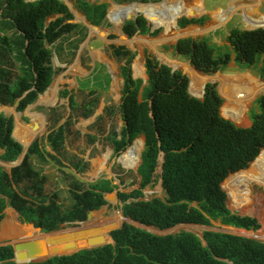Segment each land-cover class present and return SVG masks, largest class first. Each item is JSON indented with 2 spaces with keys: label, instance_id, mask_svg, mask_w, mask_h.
Instances as JSON below:
<instances>
[{
  "label": "trees",
  "instance_id": "16d2710c",
  "mask_svg": "<svg viewBox=\"0 0 264 264\" xmlns=\"http://www.w3.org/2000/svg\"><path fill=\"white\" fill-rule=\"evenodd\" d=\"M6 1L16 4L18 10L10 5L2 6L0 30L5 31V35L0 37V42L8 44L6 51L13 52L14 61L20 65L13 79H1L0 104L13 103L26 92L17 107L23 110L51 82V44L65 32L84 26L65 23L67 17H72L62 0ZM78 3L92 25L98 26L104 21L105 4H90L84 0ZM60 13L64 16L55 18L45 27L47 17ZM147 18L152 25L162 26L161 22ZM204 19L182 17L178 25L202 23ZM10 28L18 29L20 33L10 35ZM123 31L128 37L136 33L156 36L160 28L150 31L145 18L137 16L124 22ZM84 36L81 33L79 39ZM226 38L229 44L218 46L207 36H188L179 38L171 48L189 60L201 76L210 77L206 74L224 70L231 60L241 68L257 67L260 63L257 68L264 71V28L234 27ZM111 48L114 57L124 60L120 73L124 83L119 107L123 125L119 133L111 132L110 141L115 152L121 153L135 138H144L137 168L138 187L130 192H118L123 216L160 230L180 223L212 226L214 222L259 230L262 222L255 216L231 210L227 195L237 210L259 208L251 201L252 185L247 187L250 183L243 185L236 177L249 168L246 167L251 161L253 168L262 157L264 94L253 102L249 113L251 125L240 127L225 114L224 102L221 112L226 118L220 114L222 98L215 84H205L202 98L192 96L188 92V77L182 71L159 63L147 53L144 63L147 81L144 84L141 78L132 76L135 52L125 46L112 45ZM7 73L8 70H0V78ZM64 129L60 126L46 136L50 150L39 147L42 140L37 139L29 146L27 155L40 154L41 161L47 159L42 154H47L51 161L65 167L60 158L65 148ZM12 130L13 117L0 113V147L5 149L0 159L3 161L15 160L23 150L12 137ZM161 152L163 162L159 177L165 196L145 199L143 190L155 181L154 172L160 168ZM82 162L71 164L77 171H82ZM259 177L264 184V177ZM227 178L234 185L247 187V191L242 193L233 186L222 184ZM44 180L28 158L13 167L11 174L0 166V224L4 210L12 207L19 214L15 220L17 225L33 224L37 235L59 231L63 224L72 226L73 222L85 221L88 211L98 210L106 204L105 193L116 188L111 179L99 178L86 187L80 179H73L69 190L71 205L63 208L57 192L45 193ZM260 210L264 221V210ZM253 231L250 233L264 239L262 228L259 232ZM201 234L203 238L193 231L180 229L158 235L123 222L120 228L110 232L113 243L21 264H264V242L261 240L210 230H202ZM13 257L12 244H1L0 264H19L12 260Z\"/></svg>",
  "mask_w": 264,
  "mask_h": 264
},
{
  "label": "crops",
  "instance_id": "0c3cea01",
  "mask_svg": "<svg viewBox=\"0 0 264 264\" xmlns=\"http://www.w3.org/2000/svg\"><path fill=\"white\" fill-rule=\"evenodd\" d=\"M4 1L5 3L3 4L2 1L0 2V12L2 11V6L5 5L6 6L10 5L12 7L17 8L16 4L8 3L6 0ZM62 1L67 6L68 11L72 17V19L67 17L65 23L68 22V23L79 24L84 26V28H80L79 30L75 28L69 33L65 32L59 38H57L54 43L51 44L52 70H53V74L51 76V82L42 93H39L37 95L35 100L27 104V106L23 110L17 109L19 102L15 103V100L13 103H8L5 105L0 104V113L13 117L12 137L23 146V150L16 157L15 160L3 161L0 159V166L3 167V169L8 174H11V169L13 167L19 165L24 158H28V161L32 165L33 169L39 172L41 177L45 178L43 182L44 190L47 186V180H49L50 178L55 177L57 179L59 177L60 178L65 177L63 174L56 175L58 173H63L64 168H66L68 172H71L70 181L73 182V179H80L79 177L76 176V174H80L85 171H88L89 162L83 161L80 158V155L78 156L77 154H74L73 157L70 156V158H63L62 157L63 155L60 156L62 163L65 164V167L56 164L55 161H51L49 159L50 156L47 154H42L45 156L44 158L47 159L40 161L39 158H42L40 154L38 155L37 153H31L27 155L29 146L35 140L37 139L42 140L39 147H43L50 150L49 144L48 145L46 144L47 142L46 136L51 131L57 130L60 126H64L65 127L64 136H66L64 140V147H65V143L67 142V130H69L70 127L75 126L78 127L79 129H82V127H84L83 125H86L87 123L88 125L91 123H96V122L98 123L100 122L101 118H104L105 116L111 117L115 113H118L120 115V119L122 122H120L121 124L119 131L112 130L111 132L119 133L121 130V127L123 125V120L119 112V107L121 103V96H122L121 92L123 89L124 80L120 73H121V67L124 64V60L120 61L116 57H114L112 53V48H110L111 50L107 51L105 48L106 43L112 41L114 46H125L128 49L134 51L135 57L131 63L132 76L134 78H137V76H135L134 73L133 65L136 59L140 57L144 68V75L146 76V79H143V82L146 83L147 81V75L145 73V66H144L146 49L144 48L137 49L132 46L130 47V45L133 44L128 43L129 45H127V43L122 40L124 39V37H126L127 40H131V37H128V35H126L123 31L124 22L126 20H129L128 17H131V15H128L127 17L124 16L120 24H114L109 18V12L111 11L112 8H114L115 5L121 6L120 4L125 3L128 4L125 6L127 7V6H131V4H133L137 0H123L120 1L119 3L116 0H84L85 2H88L90 4L106 5L105 18L104 21L100 24L101 26H104L102 28H104L105 31L103 32L102 28L99 27L100 30L102 31V34L104 33V36H99L101 34V32L99 31L92 32V27L95 26H92V24L88 21L87 16L84 14L80 4L78 3L79 0H62ZM154 1H158V0H154ZM202 3H203L202 5L203 8H205L207 4H210L211 8L208 10L212 12L214 10L221 8L220 6L213 8L212 2L209 0H202ZM149 4L151 5L153 3H149ZM150 5L149 7L151 8ZM152 9L153 8H151V10ZM212 12H208L210 17ZM63 16L64 14L60 13L47 17L45 21V27H47L49 22H51L55 18L63 17ZM151 18L153 19V17ZM155 21L161 22L156 19ZM161 23L163 27L164 23L163 22ZM98 26L96 28H98ZM8 33L12 35L14 33L18 34L20 33V31L18 29L10 28ZM81 33L84 34L85 36L79 39ZM4 35H5V31L0 30V37H3ZM114 39H119V41L121 40V42L125 43V45H123L120 42H115ZM141 39L147 40L144 38ZM145 44L148 45V47L150 46L152 48V46L149 44V41H146ZM7 48H8V44L0 42V70L3 69H5L6 71L8 70L7 74H9V76L7 74L3 75V78H0V81L1 79H4V77L13 79L19 72L18 68L20 64L19 62L14 61L13 52L10 53L6 51ZM160 62L161 61L159 60V63ZM112 67L114 68V70L112 69ZM112 72L119 73V75L122 78L120 83H119L120 78L116 80V78L113 77ZM108 73L111 74L112 78L109 79ZM97 75H99V77L96 78ZM89 77H93V79ZM107 77L109 79V84L108 82H106ZM105 82L108 84V87H106L107 84ZM116 92L117 94H115ZM113 102H115V104H111ZM10 107L12 109H10ZM48 125H50L49 129H46V131L44 132V129L47 128ZM109 132L110 131H108V133ZM111 132L108 134V140L112 145L113 151L115 152V148L109 138L110 134H112ZM85 133L87 132L85 131ZM117 138H119V135H117ZM136 139L137 138H135L129 146H131L136 141ZM142 148L140 149L141 151ZM4 151L5 149L0 147V156L4 153ZM141 151L139 152V162L137 163V165L140 164L141 162ZM51 152L55 153L53 151ZM63 153H66V148H64ZM75 158H78V160H75ZM66 159L67 162L65 161ZM80 159L83 161L82 163L84 164V168H82V171H77V169H75L71 163L81 161ZM119 162L122 163L123 166L126 168L129 167L135 168L137 166V165L127 166L122 161L119 160ZM93 163L96 164V162ZM100 178H104V177H100ZM111 183L113 184L112 180ZM118 192L119 191H117V195ZM109 193L110 192L105 193L104 197H106V195L108 196ZM105 199L107 200V198ZM18 216L19 214L12 207H7L4 210V217L0 224V237L2 236L5 238L11 236L12 233L15 231L18 232L24 230V227L17 225L15 222ZM30 228L32 229V227ZM32 230L33 232L36 233L35 227ZM5 243H10V241L8 240L5 241V239H0V245Z\"/></svg>",
  "mask_w": 264,
  "mask_h": 264
},
{
  "label": "rangeland",
  "instance_id": "374dc122",
  "mask_svg": "<svg viewBox=\"0 0 264 264\" xmlns=\"http://www.w3.org/2000/svg\"><path fill=\"white\" fill-rule=\"evenodd\" d=\"M148 1H149V3H153L154 5H156V4L158 5L160 3H162V4L167 3L168 5L175 6V7H183L185 5H195L197 3H200V5L201 4L203 5L202 0H158V1L148 0ZM209 1L212 2L213 8L220 6L221 8L225 9L228 6L231 8L232 7L234 8V5H236L237 3H240L242 5L244 3V4H247L249 6V4H250L249 2L251 0H230V1L229 0H209ZM120 5L126 6L128 4L122 3ZM149 5L150 4H146L145 7L140 9V10H142V12H141L142 14L141 13H137V14L134 13V14H131V17L136 18L137 16H143V15L146 16V14H147V15L153 17V19L154 18L156 19L155 12H153L154 11L153 9L151 10L152 7L150 8ZM257 6H258V8H257V10L255 9L256 11L255 10L253 11V14L256 16L264 14V0H261ZM206 7L203 8V11L201 13H199V14L195 13L193 16H188L187 13H185L184 9L181 8V9H179L177 19L174 22L170 23L169 26H167V24L164 23L163 27L162 26L157 27V28H160V31L158 32V34L156 36L151 37V35H149V34L142 35V34L136 33L134 36L131 37L132 42L134 41L133 43L126 42V41L125 42L127 43V45H129L128 43L133 44V45H130V47L132 46V47H135L137 49H143V48L146 49L145 52L147 54L155 57L158 61L160 60L161 62H166L170 66L174 67V65H178V64L171 63V62H169L170 60L174 61V62L184 63V64L189 63V65H190L189 60H187L186 58L177 54L171 48V45L174 44L178 38L188 37V36L201 38L203 36H207L212 43H215L218 46H223V45L229 44L226 37L229 34V31L231 29H233L234 27H239L242 29L252 28V27H248L245 24L240 12L233 11L232 12L233 14L231 13L232 15L224 23H221L218 18H211L210 17L208 12H212V11H209L208 9L211 8V5L207 4ZM137 10H139V9H137ZM237 10L242 11L240 9H237ZM182 17H187V18L205 17V19L202 23H189L183 27H179L178 21ZM147 20H146V24L151 28L153 25ZM260 20H261V23L264 24V15L260 16ZM211 25H214V26L210 27ZM99 27L102 28L104 26L99 25L98 28ZM195 28H197V30L199 28L200 29L202 28V30H204V31H202L201 33H196V34L186 33L187 30L195 29ZM254 28H257V27H254ZM167 29H168V31H167ZM87 30H88V28H87ZM102 30H103V32L105 31L104 28H102ZM184 30H185L186 34H183L181 36L176 35V34H178L177 32H181ZM164 32L168 33L169 38L166 39L165 41L157 43L155 45V48H156L155 50L152 49L150 46H149L150 47L149 48L148 45L145 44L146 41H153V40L155 41L158 38L162 37L165 34ZM95 35H98V34H95ZM99 36H104V33L99 35ZM114 37H112V38H114ZM141 38H144L147 40H143ZM124 39H127V38L124 37ZM124 39H122V40L124 41ZM111 40H113V39H111ZM114 41L120 42L123 45H125V43L121 42V40L119 41V39H114ZM112 44H113L112 41L106 43L105 48L107 51L111 50L110 48H111ZM162 56H166V58L162 59ZM259 66H260V63L257 64V67H259ZM257 67L256 66H249V67L241 68L236 63H234L233 60H231L224 70H220V71H217L215 73L206 74V75L211 76V78L214 80V77L220 76V75H222V73H233V74H240V75L250 73L253 76H255L260 83H264V71L262 72L261 69L257 68ZM174 68L182 71V73H184L188 77L189 91L192 95H200L205 82L210 81L208 79V77L201 76L198 73H196L192 67H191L192 70L197 75V79L203 80L199 84H198V82H195L194 80L191 79L188 72L186 71V69L183 66L178 65V67H174ZM112 69L114 70L113 67H112ZM200 73H202V72H200ZM202 74H205V73H202ZM214 74H216V75L213 76ZM99 75H97L96 78L99 77ZM108 77H109V79L112 78L110 73H108ZM108 77L106 79V82H108V84H109ZM113 77H115L116 80H118V78H120L119 83L122 80V78L118 72L113 73ZM89 78L93 79V77H89ZM137 78H141L143 81V79H146V76L143 77L141 75V76H137ZM143 83H142V86H143ZM108 84L106 87H108ZM213 84H215L216 90L218 89V91H219L220 82L217 80L216 81L214 80ZM115 94H117V92ZM261 94H264V91L258 92L257 94H255V96L253 98H250L249 100L245 101L243 110L237 109L236 106H230L228 104L227 100L224 97L223 98L221 97L222 102H221V105L219 108L220 114L222 116H224L221 112L222 111V105L224 102L225 103V108H224L225 114L229 115L234 120V123L237 126L249 127L251 125V120L249 118L250 110L253 107V102L256 99V97L261 95ZM111 104H115V102H113ZM10 109H12V108L10 107ZM224 118H226V117L224 116ZM77 120H78V118H77ZM120 122H122L120 119V115L118 113H115L111 117L105 116L104 118H101L100 122H98V123L97 122L91 123L89 125L87 123L86 125H83L84 127H82V129H79L78 127L72 126V127H70L69 130H67V142L65 143L66 153H64L62 157L63 158H70V156L73 157L74 154H77L78 156L80 155V158L83 161L89 162L88 171H85V172L80 173V174H76V176L80 178L82 185H84L86 187L88 183L93 182L100 177H104V178L111 179L113 181V184L116 185V187H117L116 189H118V190H116V189L114 190L115 191L114 196H112L110 194L108 195L107 203L104 204L98 210H95L93 212L92 218L90 220L85 221V223L88 225H91V224L98 225V224H103V223H107V222H109V223L110 222H119V221H120L119 223L123 222L124 218L122 216L121 207H120L121 201H120L116 192L117 191L130 192L134 188L138 187V184L140 181V176L137 173V167L139 164L135 168L124 167L123 164L120 163L118 160V156H119L118 154H120V153L117 154L113 151L112 145L110 144V142L108 140V134L112 130L119 131L120 124H121ZM49 127H50V125H48L47 128L44 129V132L46 131V129H49ZM85 131L87 133H85ZM108 131H110V132L108 133ZM90 135L92 136V138L90 137ZM93 137H94V139H93ZM138 138L142 139V137H138ZM121 153H123V152H121ZM72 159H74V158H72ZM75 160H78V158H75ZM65 161L67 162V159ZM93 162H96V164ZM250 163L246 167V168H248V167L249 168L244 173L238 175L236 177V180H238L243 185L250 183L247 187L252 185L251 201H252V204L257 205L259 208L244 209L241 211L237 210V208H235L233 206L232 201L229 199L228 195H227V202H228V205H229L231 210H234L240 214H248V215H252V216L257 217L258 220L261 221L263 224V225L261 224V228L263 229V232H264V221L262 220L261 213H259V211H261L260 209L264 210V184L259 177V175L264 177V147H263V154L259 160V163H257L253 168H251ZM62 174L65 176L64 178L59 177L56 179L55 177H53V178H50L49 180H47V186L45 188V191L48 194H50L52 192H57L59 195V201L61 202L63 207L66 208V207H69L71 202H72L71 198H70V192H69V190H70L69 188L72 187V181H70L71 180L70 179L71 178V172H68V170L66 168H64L63 173H58L56 175H62ZM159 174H160V168L158 167L154 172L155 181L152 182L151 185L146 186L143 190V194H144L145 199H150L152 197L164 198L165 192L161 186V180H160ZM70 182H71V185H70ZM223 183L225 186L228 185V186L235 187L238 191H240L242 193L247 191V187L234 185L231 182H229L228 178L225 179L222 182V184ZM62 226L65 228L74 227L73 224H72V226H67V224H64ZM212 226L220 227L218 222H214ZM180 229L181 230L188 229V230H191V231L197 232V233L202 232V230L200 228H198L196 226H189V225L177 226L173 230H174V232H177ZM241 230L242 229L237 230V231L240 232ZM259 230H257V231L248 230L246 232L248 234L251 231L259 232ZM35 236H36L35 232H33V230L29 226H26V227H24L23 231H18V232L15 231L12 233L11 236H8L5 238L1 236L0 239H5V241L8 240V241H10L11 244H14V243L20 242L21 240L33 238Z\"/></svg>",
  "mask_w": 264,
  "mask_h": 264
},
{
  "label": "bare ground",
  "instance_id": "6f19581e",
  "mask_svg": "<svg viewBox=\"0 0 264 264\" xmlns=\"http://www.w3.org/2000/svg\"><path fill=\"white\" fill-rule=\"evenodd\" d=\"M260 1L261 0H251L249 2L250 3L249 6L244 3H243L244 6L240 3H237L236 5H234V8L233 7L232 8L229 7L228 9L219 8L212 12L211 18H218L221 23H224L233 14L232 13L233 11L238 12L239 10L237 9H240L242 10L243 21L248 27H252V28L263 27L264 24L261 23L260 16L264 14H261L259 16L253 14V11L255 9L257 10L258 8L257 5L260 3ZM145 5L146 4H140V3L131 4V6H127V7L125 6L120 7L115 5L114 8H112L111 11L109 12V18L114 24H120L124 16L127 17L128 15L134 14L136 12H142V10H137V9L138 8L142 9L143 7H145ZM150 6L153 8L155 12L156 20L166 23L167 26H169L170 23L174 22L177 19L179 9L181 8L184 9L185 13H187L188 16H193L195 13H201L203 11V6L202 4L200 5V3H197L195 5H185L183 7L170 6L167 3L164 4L160 3L158 5L151 4ZM124 8H126V14L123 16L122 10ZM145 17L147 18V15ZM213 26L214 25H211L210 27ZM97 31L101 32L102 34V31L99 28L92 27V32H97ZM202 31H204L202 30V28L201 29L199 28L198 30L197 28H195V29L187 30L186 33L196 34V33H201ZM181 32H177L178 34L176 35L181 36L183 34H186L185 30ZM164 33L165 34L162 37L158 38L157 40L149 41V44L152 46L154 50L156 49L155 45L157 43L165 41L166 39L169 38L168 33L167 32ZM125 41L132 43V40L124 39V42ZM165 58L166 56H162V59ZM169 62L183 66L188 72L191 79L194 80L195 82H198V84L203 81L197 79V75H196L197 72L194 70L196 72L195 73L192 70L191 68L192 66L189 65V63L184 64V63L174 62L171 60ZM178 65H174V67H178ZM133 68L136 76L142 75L145 77L144 68L140 57H138L134 62ZM208 79L212 82L214 80L219 81L220 82L219 94L221 93L220 94L221 97L222 98L224 97L230 106H236V108L239 110L244 109L245 101L249 100L250 98H253L255 94H257L258 92L264 91V83H260L258 79L250 73H246L243 75L233 74V73H222V75L214 77V80L211 78V76L208 77ZM142 147H143V140L140 138L136 139V141L133 143L132 146H130L126 151H124V153H121L120 156H118L119 160L122 161L127 166H131V165L136 166L137 163L139 162V152ZM119 222H110V223H119ZM39 236L43 237V235H36L33 238ZM33 238H29V239H33Z\"/></svg>",
  "mask_w": 264,
  "mask_h": 264
},
{
  "label": "water",
  "instance_id": "95a60500",
  "mask_svg": "<svg viewBox=\"0 0 264 264\" xmlns=\"http://www.w3.org/2000/svg\"><path fill=\"white\" fill-rule=\"evenodd\" d=\"M137 3L138 2H134L133 4H137ZM145 4H148V3H145ZM120 7H123V6H120ZM125 12H126V8L122 10L123 16ZM128 18L130 19L132 17H128ZM92 26H95V25H92ZM156 28L157 27L153 25L151 27V31L155 30ZM245 29L251 30L254 28H245ZM160 63H164L170 66L166 62H160ZM170 67L173 70L175 69L173 66H170ZM207 82L213 83L212 81H207ZM204 86L205 84L203 85L202 92L200 95H192L188 88L189 94H191L192 96L198 97V98H202L204 94ZM25 94L26 92L23 94V96ZM218 94H219V91H218ZM22 97L17 98L15 100V103H18ZM159 162H160V171H161L162 162H163V152L160 153ZM109 194L114 196L115 191H112ZM107 197L108 196L106 195L105 198ZM121 206L122 204L120 205V207ZM93 212L94 210L88 211L86 220H90L92 218ZM121 213L123 216L122 210H121ZM123 218H124L123 222L130 223L136 227H139L141 229H144L146 231H149L151 233L158 234V235H165V234L172 233L174 232L173 229L177 226L189 225V226H196L200 228L201 230H210V231L246 236V237L258 239L264 242L263 239L258 238L256 235H253L250 232L247 234L246 231L248 230L242 229L239 232L237 230H240V228H235V227H231L227 225H221L220 223H219L220 227L200 225V224L180 223L166 230H160L153 226H148V225L139 223L130 218H125L124 216ZM85 221L73 222L72 224L74 225V227L72 228L62 227V229L59 231L43 234V237L39 236L33 239L21 240L20 242L12 244L13 249H14V257L12 260L19 264L29 263L32 261H44L55 255L72 254L82 249L93 248V247L101 246L107 243H113V238L111 237L110 232L114 229L120 228L123 224V222L121 223L107 222V223L98 224V225H93V224L88 225L85 223ZM29 226L32 227V229L34 228L33 224H30ZM185 230H188V229H185ZM188 231H191V230H188ZM195 233L199 237L203 238L201 233H197V232Z\"/></svg>",
  "mask_w": 264,
  "mask_h": 264
},
{
  "label": "clouds",
  "instance_id": "9594fccd",
  "mask_svg": "<svg viewBox=\"0 0 264 264\" xmlns=\"http://www.w3.org/2000/svg\"><path fill=\"white\" fill-rule=\"evenodd\" d=\"M151 1V0H150ZM136 2H138V3H140V4H145V3H148L149 4V1H146V2H141V1H136ZM227 8H229V6L227 7ZM227 8H225V9H227ZM238 12H240L241 13V15H242V18H243V14H242V11H238ZM136 13H141V12H136ZM142 14V13H141ZM144 16V15H143ZM145 17V16H144ZM132 19V18H131ZM134 19V18H133ZM96 26V25H95ZM179 26V25H178ZM180 27V26H179ZM258 28H262V27H258ZM156 29H158V28H156ZM254 29H257V28H254ZM252 30V29H251ZM150 31H151V28H150ZM154 31V30H153ZM181 38H183V37H181ZM179 39V38H178ZM177 39V40H178ZM176 40V41H177ZM191 65V64H190ZM192 66V65H191ZM176 70V69H175ZM200 72V71H199ZM207 82H205V84H206ZM211 83V82H210ZM188 88H189V85H188ZM217 91H218V89H217ZM189 92V91H188ZM191 95V94H190ZM139 137H142L143 138V136H139ZM138 138V137H137ZM133 145V144H132ZM130 147V146H129ZM129 147H127L125 150H127ZM143 147H144V138H143ZM143 149V148H142ZM124 150V151H125ZM124 151H122V152H124ZM121 154V153H120ZM120 154H118L119 156H120Z\"/></svg>",
  "mask_w": 264,
  "mask_h": 264
}]
</instances>
